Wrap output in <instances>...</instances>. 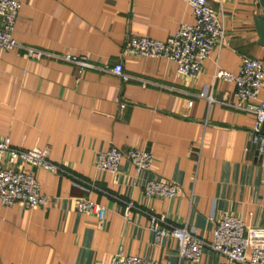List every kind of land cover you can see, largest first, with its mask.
<instances>
[{"label":"crops","instance_id":"obj_1","mask_svg":"<svg viewBox=\"0 0 264 264\" xmlns=\"http://www.w3.org/2000/svg\"><path fill=\"white\" fill-rule=\"evenodd\" d=\"M20 1L15 36L24 45L84 55L98 67L121 63L150 83L123 82L98 68L78 74L70 62L0 48V139L46 149L60 167L23 164L49 204L0 203V264H100L120 250L162 264H238L208 245L191 262L180 256L176 238L159 239L149 225L152 214L164 215L168 228L187 226L211 242L229 211L248 229L264 230V153L252 142L255 116L244 110L234 82L214 78L218 68L236 73L244 56L264 63L260 0H208L223 16L227 42L205 59L198 79L178 73L168 58L124 51L129 37L166 40L194 23L184 0ZM111 147L152 153V169L138 172L127 158L116 173L99 169L98 153ZM151 178L175 183L177 194L147 196ZM81 199L106 206V218L79 211ZM253 244L264 246V236Z\"/></svg>","mask_w":264,"mask_h":264},{"label":"built area","instance_id":"obj_2","mask_svg":"<svg viewBox=\"0 0 264 264\" xmlns=\"http://www.w3.org/2000/svg\"><path fill=\"white\" fill-rule=\"evenodd\" d=\"M192 9L195 22L185 23L179 30L166 40H159L150 36L129 37L124 45V51L139 56L153 58L165 57L177 64V71L182 75L198 79L203 71V63L210 56L216 46L226 44L225 25L223 16L216 11L208 0H184ZM21 7L20 0H0V48L12 50L23 48L31 59L41 60L60 59L75 65L78 74L88 68H98L110 71L123 82L131 79L141 81L143 86L150 83L147 79L137 78L127 73L121 63L113 67H98L84 55L73 53H53L33 46L24 45L15 36L16 23ZM214 78L234 82L235 95L247 105L244 110L255 116L252 130V142L257 145L260 154L264 153V98L260 94L264 89V63L259 58L244 56L239 70L235 72L218 68ZM208 101H214L212 95ZM193 100L189 101V105ZM124 106V105H122ZM48 151L34 147L23 150L11 145V139L5 136L0 139V203L11 206L17 202L27 207H46L49 197L41 192V184L31 173L22 166L29 163L52 172H58L60 167L48 159ZM123 158L132 162L138 172L152 169L154 156L152 153L140 149L130 148L122 151L111 147L100 151L96 158V166L104 171L116 173ZM21 162V163H20ZM145 194L149 197L171 198L177 194L175 183L158 179H148L144 185ZM130 203L126 208V217H130ZM81 212L96 213L102 220L106 218L107 207L89 199L78 202ZM165 216L151 215L149 229L156 237H174L179 241V254L191 261L200 260L203 248L210 246L216 252L226 256L230 262L238 264H264V246L253 244L256 236H264V230L248 229L243 219L229 211H225L217 221L213 240L211 242L197 236L193 229L185 227L168 228L163 225ZM100 264H162L160 261L128 255L118 251L109 262Z\"/></svg>","mask_w":264,"mask_h":264},{"label":"water","instance_id":"obj_3","mask_svg":"<svg viewBox=\"0 0 264 264\" xmlns=\"http://www.w3.org/2000/svg\"><path fill=\"white\" fill-rule=\"evenodd\" d=\"M260 3L264 8V0H260ZM256 25L260 34V43L264 44V13L257 18Z\"/></svg>","mask_w":264,"mask_h":264}]
</instances>
